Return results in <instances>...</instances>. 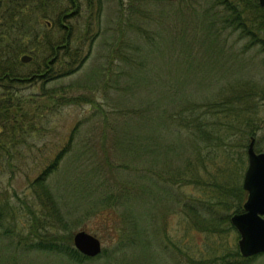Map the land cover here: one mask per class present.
Returning <instances> with one entry per match:
<instances>
[{
    "label": "rangeland",
    "instance_id": "374dc122",
    "mask_svg": "<svg viewBox=\"0 0 264 264\" xmlns=\"http://www.w3.org/2000/svg\"><path fill=\"white\" fill-rule=\"evenodd\" d=\"M67 1V11H74L67 14L63 23L75 31L73 42L82 45V54L88 51L86 59L66 75L49 81L24 82L19 92L36 95L44 87L62 85L63 91L78 94L79 99L38 121V130L31 132L25 143L20 142L24 144L22 154H14L13 165L7 166L4 162L0 165V202H6L0 222V264H210L206 259L214 253L219 262L218 256L224 248H238L239 232L232 228L211 234L192 225V219L202 221L204 212L207 214L203 198L210 193L203 194L195 183L173 184L165 199L154 193L159 201L153 216H149V206L144 202V164L128 157L136 153L137 159H146L151 169L160 168L164 162L162 157L156 158L147 152L144 158V148L138 147L144 143V101L156 96L161 98V108H170L184 97L195 100L201 107L206 101H222L234 93L247 95L243 97L250 102V110L257 107L255 114H250L249 123L254 126V147L257 151L264 150V99H261L264 96V52L257 44L246 46L249 39L240 37L239 30L224 29L216 44L211 41L212 35L201 24L207 22L201 8L211 14L213 0H190L191 3L187 0H150L148 3L144 0H78L77 10L69 0H59V4ZM164 1L172 11L186 3L194 11L185 21H180L172 11L162 10ZM51 10V17L42 18L38 29L47 32L45 25L51 27L48 18H55L59 8ZM208 19L213 22L212 15H208ZM213 26L219 28L220 21ZM180 30L186 32L182 41L178 36ZM152 35L156 36L158 47L144 45V36ZM90 36L93 38L89 39ZM32 45V50L20 53V56L30 54L32 58L21 62L29 68L43 66L45 48ZM63 67L59 62L52 65L54 70ZM231 100L235 108L246 104L235 98ZM229 118L230 127L236 131L247 128L234 117ZM225 123L219 126L223 129ZM103 127L108 128L105 130L109 134L100 140ZM74 129H77L74 148L77 147L66 154L59 168L46 179L56 204H42L32 181L66 144ZM130 132L135 135H128ZM122 133L125 136H121ZM138 134L142 136H136ZM239 134L237 131L232 138L242 141ZM94 138L96 140H92ZM167 139L166 136L164 141ZM84 142L88 145L86 153ZM103 142L110 158L123 162L121 179L141 183L142 186L135 187L141 192L138 202L128 194L121 195L113 205L103 204L102 194L106 190L117 192L121 187L118 179L112 180L105 174L107 167L97 165L93 162L97 157L90 156L98 145L103 147ZM227 142L226 137L221 141L225 148ZM95 153L102 155L99 147ZM245 157L241 181L247 167L246 154ZM226 163L223 152H219L209 167L213 171ZM89 175L99 180L92 182ZM106 177L108 180L100 183ZM148 199L150 203L153 195ZM189 204L199 211L196 217L192 208L187 211ZM212 208L213 216L218 218L226 213L221 205L215 210ZM33 224L37 225L38 233L31 232ZM221 226L227 227V224L222 222ZM79 229L98 236L102 244L98 254L87 255V258L70 256L60 249L62 241L57 250L30 245L37 240L48 242L49 234L67 235ZM133 235L136 236L130 240ZM64 241L68 243L67 239ZM69 244L76 248L73 236ZM256 254L245 264H264V251Z\"/></svg>",
    "mask_w": 264,
    "mask_h": 264
},
{
    "label": "trees",
    "instance_id": "16d2710c",
    "mask_svg": "<svg viewBox=\"0 0 264 264\" xmlns=\"http://www.w3.org/2000/svg\"><path fill=\"white\" fill-rule=\"evenodd\" d=\"M149 1L144 0V3ZM213 1L211 14L208 13V9L202 10L203 8H201V13L206 15L207 19V22L205 20L201 24H204L206 31L212 35L211 41L216 44L219 41L220 32L224 29L239 30L240 37L247 36L249 39L248 43L245 44L246 46L257 44L260 50L264 52V8L259 4L258 0ZM69 2L76 7V10L79 9L80 2L78 0H69ZM164 2L162 10L172 11L167 1ZM187 2L191 3L190 0H187ZM188 3H186L187 5L180 4L179 8L172 11L175 14V18L185 21L187 15L189 17L193 13L194 9ZM67 7L68 1L61 5L59 0H0L1 166L3 162L7 166L13 165L14 154L17 152V156L22 154L24 144L20 142L25 143L30 133L38 130V121H42L44 117L50 116L52 112L60 110L63 105L75 103L79 99L78 94L63 91L62 85L44 87L42 92L36 95L34 93L23 94L19 92V87L24 82H32L38 79L49 81L66 75L75 71L86 59L88 51L86 52L87 54H82V45L78 42H73L75 31H73L71 26L63 23V20L68 17L67 14L74 11L72 9L67 11ZM56 8H59V11L55 18H48L51 22V27H46L45 25V30L48 29V31L38 29V24L42 18L51 17V9ZM175 12H178V15ZM144 15L146 14L144 13ZM208 15L213 16V22L208 19ZM48 19L47 21H49ZM217 21H220V26L215 29L213 23ZM185 33H182L181 30L178 31L180 41H182ZM91 37L93 38V36H90L89 39ZM85 39L88 38L85 36ZM155 41V35L144 36V45H155ZM91 42L88 43V49H90ZM32 44H34L35 48L41 46L45 48L47 53L44 57L43 66L32 65L29 68L24 67L25 64L21 62L20 53L32 50ZM155 46L158 47L159 44ZM54 62H59L64 67L54 70L52 68ZM243 96L247 95L234 93V95L228 96L222 101H206L201 107H199L200 104L197 105L195 100L191 101L189 97L181 98L180 102H175L170 108H161V98L157 96L144 101V143L141 142L142 145L140 146L139 144L138 147L144 148V158L147 152L156 155V158L162 157L164 162L160 168L151 169L146 159H137L136 153L132 157H128V159L144 164V202L147 203V207L149 206V210H147L149 216H153V212L156 211L154 208L155 204L159 201L155 199L154 193L161 199H165L167 197L166 194H169V190H172L173 184L195 183L197 187L202 188L201 192L203 194H210L203 198L206 201L207 214L204 212L202 221H197L195 218L192 219L194 220L192 225L211 234L221 231L227 232L229 229L235 228L229 222V215L232 212L243 210L242 204L247 195L246 190L242 187L241 175L246 161L245 154L247 156L248 139L254 137L253 123L249 124L252 121L250 114L254 115L257 108L254 107L250 110L249 106L251 104ZM34 97L38 98L34 100ZM234 98L236 101L246 104H242L241 108L240 106L235 108L237 106L233 107V101L231 100ZM261 99H264V96ZM229 117H234L247 127L237 130L243 135L239 134L240 137H243L242 141L232 138V135H235L237 131L230 127ZM103 119L105 122L108 121L106 116ZM226 120L228 121L225 123ZM224 123L225 127L222 129L219 125ZM103 125L106 124L103 123ZM105 129L108 128L103 127V131L100 133V140L108 137L109 131ZM76 130L74 129L71 132L66 144L59 149L53 159L46 164L32 181V185L35 187V194L40 198V203L42 204L47 203L51 206L56 204L46 179L50 173L59 168L66 154L77 147L74 148ZM120 135L125 136V133ZM128 135L135 134L130 132ZM136 136L140 137L142 135L138 134ZM166 136L168 139L164 141ZM225 137L228 140L226 148L221 143ZM123 139L128 142L126 137ZM92 140H96V138ZM89 141L93 143V141ZM130 142L132 145L131 140ZM86 143L84 142L83 144V148L86 149L84 150L85 153L88 151ZM102 146L98 145L94 148L92 151L93 155L90 154V156L97 157V159H93V162L100 166H106L105 174L110 175L112 180L118 179L121 186L117 192L106 190L102 194L103 204L113 205L116 201H119L121 195L122 197L130 195L133 201L136 200L138 202L139 193L141 192L139 190L137 192L135 187L136 185H141V183H134L129 179H121L120 167L123 166V164L121 165L123 162H114L110 158V152L104 142ZM98 147L101 149L102 155L95 153ZM219 152H223L227 163L222 168L217 167L212 171L209 165H211L214 157ZM90 179L92 182L99 180L93 176H90ZM107 180L108 177L101 180L100 183L104 184ZM151 195H153L154 199L148 203V197L150 198ZM151 201H153L152 205ZM217 205H221L226 209V213L220 218L217 215L213 216L212 207L215 210ZM191 208L193 216L196 217L199 211L191 207V204H189L187 211H190ZM5 210L6 202H0V222L4 218ZM222 222L227 224V227L221 226ZM31 232L38 233L36 224L32 225ZM48 236V242L37 240L32 241L30 245L33 248L45 247L57 250L56 247H59V241H62V243L64 242L60 248L62 251L70 256L76 254L79 257L87 258V255L79 252L69 244L73 233L69 232L67 235L53 233ZM134 236L136 235L129 239H133ZM65 239L68 240V243H65ZM255 255L257 254L243 256L237 247L224 248L223 253L218 256L219 262L215 253L210 258H207L206 261L210 264H245L247 260H251Z\"/></svg>",
    "mask_w": 264,
    "mask_h": 264
},
{
    "label": "water",
    "instance_id": "95a60500",
    "mask_svg": "<svg viewBox=\"0 0 264 264\" xmlns=\"http://www.w3.org/2000/svg\"><path fill=\"white\" fill-rule=\"evenodd\" d=\"M264 8V0H258ZM21 61L31 59L30 54H22ZM247 167L242 187L247 195L243 201V210L230 215L231 224L239 232L238 249L243 256H250L264 251V150L257 151L254 137L247 148ZM73 244L83 254L93 256L101 251L102 244L98 236L85 229L73 233Z\"/></svg>",
    "mask_w": 264,
    "mask_h": 264
}]
</instances>
